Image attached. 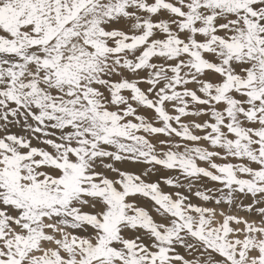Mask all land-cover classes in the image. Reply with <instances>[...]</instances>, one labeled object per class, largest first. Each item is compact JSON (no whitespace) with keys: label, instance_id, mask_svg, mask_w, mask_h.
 Masks as SVG:
<instances>
[{"label":"snow or ice","instance_id":"6c2138e0","mask_svg":"<svg viewBox=\"0 0 264 264\" xmlns=\"http://www.w3.org/2000/svg\"><path fill=\"white\" fill-rule=\"evenodd\" d=\"M0 264H264V0H0Z\"/></svg>","mask_w":264,"mask_h":264}]
</instances>
